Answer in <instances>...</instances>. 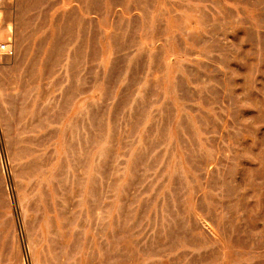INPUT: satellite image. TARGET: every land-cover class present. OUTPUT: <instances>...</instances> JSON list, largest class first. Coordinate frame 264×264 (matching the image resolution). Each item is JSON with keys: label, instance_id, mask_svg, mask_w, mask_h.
I'll use <instances>...</instances> for the list:
<instances>
[{"label": "rangeland", "instance_id": "1", "mask_svg": "<svg viewBox=\"0 0 264 264\" xmlns=\"http://www.w3.org/2000/svg\"><path fill=\"white\" fill-rule=\"evenodd\" d=\"M0 264H264V0H0Z\"/></svg>", "mask_w": 264, "mask_h": 264}, {"label": "built area", "instance_id": "2", "mask_svg": "<svg viewBox=\"0 0 264 264\" xmlns=\"http://www.w3.org/2000/svg\"><path fill=\"white\" fill-rule=\"evenodd\" d=\"M14 47L9 41H0V54H11Z\"/></svg>", "mask_w": 264, "mask_h": 264}]
</instances>
